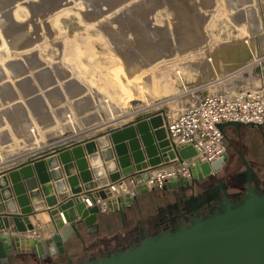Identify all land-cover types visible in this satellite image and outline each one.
Returning a JSON list of instances; mask_svg holds the SVG:
<instances>
[{"label":"bare ground","instance_id":"bare-ground-1","mask_svg":"<svg viewBox=\"0 0 264 264\" xmlns=\"http://www.w3.org/2000/svg\"><path fill=\"white\" fill-rule=\"evenodd\" d=\"M249 1L238 0V3L244 5ZM24 7H28L29 16ZM210 7L212 5L206 8ZM160 9L173 16L172 24L160 26L154 22L153 14ZM243 11L251 13L247 8ZM71 15L102 35L115 55L113 62L120 63L121 69L108 77L113 93L111 100L104 97L107 93L103 89V78L95 74L96 84L103 86H100L101 92L96 94V90H90L87 98L77 99L69 109L58 107V95L68 91L70 96H79L83 92L75 84L61 83L75 74L84 79L80 72L75 71L74 64L79 55V44L65 36L63 29L55 24L61 17ZM247 20L252 25V40L213 48V39L205 30L208 17L201 14L193 0H0V128L5 123L12 128V134L3 129L5 133L0 134V145L11 141L10 136L24 143L22 149L0 152V164L17 154L25 155L41 149L48 143L59 145L58 138L68 140L80 131L90 132L102 127L115 117L123 116L127 105L136 109L145 105L151 107L156 91L153 77L148 75L142 82L140 74L134 75L136 70L138 72L150 65L158 67L169 61L178 66L180 58L184 57L188 60V68L198 73L200 81L214 79L209 83L218 81L223 90L234 92L239 80L247 82L236 74L237 69L264 53V23L256 21L252 14ZM237 26L242 27L240 23ZM40 31L48 38L49 61L38 58L35 52L36 42L42 36ZM240 36L247 37L248 34L242 30ZM10 56L23 59L22 63L11 60ZM123 67L126 73L122 71ZM10 79L18 85L24 99L13 91ZM140 83L148 87L144 99L137 96L144 88ZM183 93L179 91L176 95ZM37 95L40 96L38 99L35 98ZM35 101L49 114L39 113V107L34 111ZM187 101L181 99L179 106H186ZM26 110L38 115L35 120ZM86 111L92 113L87 115L89 112ZM56 112L58 117L54 118ZM50 125H57V129L42 139L40 129L47 128L48 131Z\"/></svg>","mask_w":264,"mask_h":264},{"label":"water","instance_id":"water-1","mask_svg":"<svg viewBox=\"0 0 264 264\" xmlns=\"http://www.w3.org/2000/svg\"><path fill=\"white\" fill-rule=\"evenodd\" d=\"M166 122L161 113L140 115L122 128L52 146L0 172V229L7 228L12 233L0 238V262L9 264L11 259L64 253L69 238L79 233L87 221L98 218L89 217L84 210L79 196L82 192L174 159L168 148ZM245 125L262 127L225 122L221 128L239 130ZM222 165L221 161L203 165L192 172V178L180 179L160 190H174L194 179L203 180ZM131 206L113 205L112 212L123 215L124 209ZM43 212L55 219L59 232L37 245L20 237L32 230L28 217ZM60 212H64L67 226L59 220ZM127 264H264V217L255 218L251 212L243 224L230 230L183 239Z\"/></svg>","mask_w":264,"mask_h":264},{"label":"rangeland","instance_id":"rangeland-1","mask_svg":"<svg viewBox=\"0 0 264 264\" xmlns=\"http://www.w3.org/2000/svg\"><path fill=\"white\" fill-rule=\"evenodd\" d=\"M193 2L198 7L199 11L203 16L208 17V23L206 25V31L210 34V37L213 43V48H216L217 46H223V45H229L234 43H239L245 40H252L253 39V29L250 22H248L247 18L251 19V14L256 21L261 20L264 23V0H250L244 5H240L238 3V0H193ZM206 3V5H203ZM208 5H212L210 8H206ZM27 11V14L29 16V9L28 7H24ZM249 9L251 13H246L243 10ZM243 9V10H242ZM247 11V10H246ZM154 22L160 26H165L168 24L173 23V16L163 10H157L153 14ZM234 18H238L237 20H234ZM240 23L242 26L241 28H238L237 24ZM59 29H63L65 36H68L69 39L74 41L75 43L79 44V55L76 57L74 64L75 71L80 72L81 76L84 77L82 79L78 75H71L68 79H63L61 83H72L75 84V86H78L79 89H81L83 92L80 93V95L70 96L68 95V91L64 93L63 95H58V107H66L69 109H72V105L74 102L79 99L80 101L87 98L90 90L94 91L96 90V94L101 92V85L96 84L97 80L95 81L94 76L95 74H100V76L103 78V89L107 93L106 96H104L106 99H110L113 97V93L110 89V81H108L109 74H113L120 71L121 64L118 62H113V59L115 55L113 54V51L110 50L109 46L105 43L103 40V37L98 32L94 31L93 29H90L86 27L84 24L80 22V20L74 16L71 15L69 17H61L56 21L55 24ZM73 25L74 28H70V26ZM244 30L248 34L247 37H241L240 33ZM42 36H40V39L36 42V54L38 55V58L42 59L43 61H49L51 57V53L49 51V46H47V40L48 38L43 35V33L40 31ZM47 39V40H46ZM84 40V41H83ZM86 43H89L90 45H87ZM264 53L258 54L263 55ZM114 56V57H113ZM14 56H10V59L13 61H20L23 59H12ZM109 60L112 62L110 63ZM188 60L184 59V57L180 58L178 66H173V62H165L161 66H147L142 68L141 70H137L134 72V75L140 74L142 77V82L145 81L146 77L149 75L153 77L155 81V98L153 100V103L151 104V107H147L146 105L144 108L136 109V108H130V106L127 105L125 108V112L123 113V116L115 117L114 120L106 123L104 126L99 127L93 131L90 132H84L80 131L76 135L70 136L71 138L66 140L67 142L75 141L80 142L83 140H87L91 137L97 136L101 134L102 132H107L113 129L122 128L124 125L128 124L130 121L135 120L138 116L144 115L147 113H160L162 111L172 115L176 116L177 112L181 108L180 105V97L176 98V94L180 90H191L194 86L204 85V87L208 89L213 90H223L222 84L220 82L216 81L215 83H209L211 81H214V79H202L201 81L198 79L199 75L196 72H192L188 68ZM124 70H122L124 73H126L125 67H123ZM6 72L9 74V70L5 69ZM180 71L183 77V82H180L177 79V72ZM226 74L221 75V77H224ZM32 78V77H31ZM228 77L223 79L221 82L226 80ZM10 79L9 81H11ZM12 88L13 91L18 93L22 99L24 97L20 94V89L18 88V85L15 84V81L12 80ZM18 83V82H17ZM30 83L32 81L30 80ZM115 83V85L118 88H121L120 84ZM239 82H237V85ZM140 85L144 88L140 89V93L137 95L138 97L144 99V93L148 92V87L146 85ZM101 86V87H100ZM64 91V89H63ZM226 91V90H225ZM131 93V92H129ZM133 93V92H132ZM134 94V93H133ZM93 96V95H92ZM40 97L39 95L35 96L36 99ZM94 97V96H93ZM93 97H91L93 99ZM134 97L136 95L134 94ZM32 98V99H35ZM189 98L188 94H184L181 99H187ZM31 99V100H32ZM35 99V100H36ZM57 102V101H56ZM60 102V103H59ZM39 102H33L34 111L39 107ZM28 105V104H27ZM28 108V107H27ZM29 110H26L25 112L28 113ZM59 111V110H58ZM30 112V111H29ZM44 114L45 112L48 113L46 108L42 106L39 110V113ZM89 112L87 115H90L92 112ZM30 118L32 120H35V118L38 116L33 113H28ZM49 114V113H48ZM86 115V116H87ZM35 116V117H34ZM34 117V118H33ZM47 117V115H46ZM58 117V113L54 114V118ZM48 119L52 120L51 117H47ZM76 119H80L79 117H76ZM37 125H41L37 123ZM54 126V128H51ZM50 128L47 131V128L40 129V135L42 136V139H46V135L53 131V129H57V125H50ZM3 129L7 130L8 133L12 131L11 126L9 123H5V125L0 128V134L4 135L5 132H3ZM264 129V127H263ZM243 136L246 135L252 136L253 135V127H250L248 125H245L241 127ZM255 136L258 135V132L254 134ZM65 137L58 138V141H65ZM11 141H6L3 145H0V152L7 153L10 150L15 151L17 149H22L24 147V143H21L18 139L13 138L10 136ZM66 142V143H67ZM64 143V144H66ZM23 155V154H22ZM20 154H17L14 156L11 160H5L4 163L0 164V171L8 170L12 167H15L20 162L25 160H20L21 156ZM24 158V157H23ZM19 159V160H17ZM158 191L157 190H151L147 193H144L142 195H139L134 204L125 210V215L121 217V214L119 212H108L105 214H102L99 216L100 222L102 224L103 229L105 228V234L108 237H111L113 233L115 232L119 233L122 231V228L124 227L123 221L125 217V221H128V225L131 224V216L139 217V218H147L148 216H152L153 210H154V203L157 201H160L159 199ZM130 220V221H129ZM131 226V225H130ZM84 239V236L82 237V233H75L73 236L69 238V240L66 243V251L73 257H76L80 253V249L82 247V241ZM14 264H27V260L24 259H14Z\"/></svg>","mask_w":264,"mask_h":264},{"label":"flooded vegetation","instance_id":"flooded-vegetation-1","mask_svg":"<svg viewBox=\"0 0 264 264\" xmlns=\"http://www.w3.org/2000/svg\"><path fill=\"white\" fill-rule=\"evenodd\" d=\"M263 127L254 128L248 137L241 128H225L226 160L221 169L174 190H157L161 200L153 204L152 216H131V226L124 217L122 231L111 237L99 217L89 220L79 230L84 239L78 256L65 249L24 260L27 264H127L183 239L230 230L243 224L251 212L255 218L264 217Z\"/></svg>","mask_w":264,"mask_h":264},{"label":"built area","instance_id":"built-area-1","mask_svg":"<svg viewBox=\"0 0 264 264\" xmlns=\"http://www.w3.org/2000/svg\"><path fill=\"white\" fill-rule=\"evenodd\" d=\"M236 74L247 82L239 80L231 93L208 89L204 85L194 86L188 92L180 90L184 93L175 97L181 100L184 94H188L187 105L182 106L176 116L160 112L167 121L166 138L174 159L163 160L153 169L122 176L102 187L82 192L79 196L89 217L112 212L113 205L118 208L133 205L139 195L160 190L180 179L192 178V172L203 165L224 163L225 128L222 129L221 125L225 122L264 126V54L240 66ZM177 79L183 82L180 71L177 72ZM28 219L32 230L20 234V237L28 238L37 245L41 241L43 223L35 213ZM59 220L63 226L68 225L64 212L59 213ZM11 235L9 229H0V238Z\"/></svg>","mask_w":264,"mask_h":264},{"label":"crops","instance_id":"crops-1","mask_svg":"<svg viewBox=\"0 0 264 264\" xmlns=\"http://www.w3.org/2000/svg\"><path fill=\"white\" fill-rule=\"evenodd\" d=\"M132 121H130V122H132ZM102 133H104V132H102ZM94 137H96V136H94ZM94 137H91V138H94ZM91 138H89V139H91ZM66 142L67 141L65 140V141H59L58 143L59 144H64ZM54 145H56V144H53L52 145V143H48V144H45V146L43 148H41V149H38V150H35V151L32 149L33 151H31V152H29V153H27L25 155H22L20 157L22 159H20V160H27L28 158H31L32 156L38 154L39 152H41L43 150H48V148H50V147H52ZM17 160H19V159H17ZM0 172H2V171H0ZM35 214H37L38 220H40L43 223V226L40 229V238H41V240L42 239L51 238L53 235H55V234H57L59 232V230L57 228L58 227V224L56 223V221H55L54 218H51L46 212H43V213H35Z\"/></svg>","mask_w":264,"mask_h":264}]
</instances>
